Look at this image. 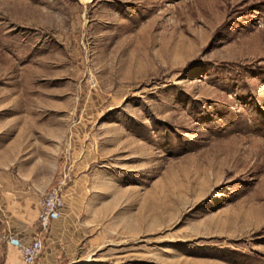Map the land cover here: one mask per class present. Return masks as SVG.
<instances>
[{"label":"rangeland","instance_id":"1","mask_svg":"<svg viewBox=\"0 0 264 264\" xmlns=\"http://www.w3.org/2000/svg\"><path fill=\"white\" fill-rule=\"evenodd\" d=\"M60 179L36 264H264V0H0V264Z\"/></svg>","mask_w":264,"mask_h":264},{"label":"crops","instance_id":"2","mask_svg":"<svg viewBox=\"0 0 264 264\" xmlns=\"http://www.w3.org/2000/svg\"><path fill=\"white\" fill-rule=\"evenodd\" d=\"M9 190L11 193L15 194L13 196H17V197L21 196L20 194L22 190L19 189V187L9 188ZM66 196L68 195L66 194L64 195V207L61 211L60 218L51 221L47 231L45 233H42V242L47 241L45 243L46 245H48V242L50 241H51L50 244H53V243L57 244L56 242L52 241L54 240L56 236L55 235L56 228L59 227L60 225L67 224L68 222H72V216L74 214L73 213L74 209H72V206L68 205L69 198H67ZM31 197L33 198L34 196L31 195ZM18 200H20V198ZM33 201L35 203L33 205V208H31L32 211L28 214L26 212L21 211L23 209L21 206L23 202L18 201L19 205L16 208L17 210L16 211L12 210L7 219V229L9 230V232H11L13 235H15L16 238H18L24 243L31 242L33 238L37 237V235L40 234V229L36 225V217H37V212L39 208V205L37 202L38 199L33 200ZM50 244L48 245V248L43 254V257L45 259H49L50 257H53L55 255H58V256L60 255L56 245L53 244L52 245L53 247H52L50 246ZM15 256H16V253L14 251L7 252V256H6L7 262L11 264ZM18 262L19 264H23L20 259L18 260Z\"/></svg>","mask_w":264,"mask_h":264},{"label":"built area","instance_id":"3","mask_svg":"<svg viewBox=\"0 0 264 264\" xmlns=\"http://www.w3.org/2000/svg\"><path fill=\"white\" fill-rule=\"evenodd\" d=\"M64 181H57L42 197L36 217L40 234L29 243H24L14 235L4 236V243L15 248L23 264H36L43 250L42 233L49 228L51 221L59 219L64 206L63 201Z\"/></svg>","mask_w":264,"mask_h":264}]
</instances>
